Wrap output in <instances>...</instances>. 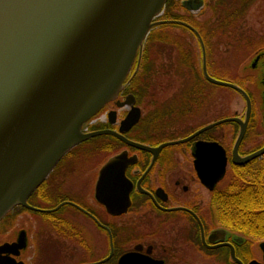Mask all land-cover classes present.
Wrapping results in <instances>:
<instances>
[{
  "label": "flooded vegetation",
  "instance_id": "af4514ba",
  "mask_svg": "<svg viewBox=\"0 0 264 264\" xmlns=\"http://www.w3.org/2000/svg\"><path fill=\"white\" fill-rule=\"evenodd\" d=\"M193 1L186 0V3L192 4ZM202 1L204 7L206 0ZM243 22L245 18L240 19L230 31L227 41L231 42L229 44L233 48L246 42V36L257 38L249 35L248 31V34L245 33L241 25ZM211 37L215 39V35ZM250 45L252 48L249 60L239 65L238 80L229 76L220 78L211 69L213 61L209 63L211 66L207 62L210 75L232 81L250 94L252 114L239 146L241 155L253 152L264 144L246 148L264 133V114L261 113L256 129L258 134L254 133L255 139L251 141L249 132L254 109L252 88L264 83V78L259 77L264 69V37L257 38V42ZM215 57H218V51ZM253 59H256V63L251 66ZM200 68L203 72V61ZM209 83L215 86L210 87L205 82L155 83L150 91L152 98L142 96L139 91L135 93L127 85L118 98L107 102L93 124L102 125L100 129L121 132L142 146L129 145L119 139L123 145L112 151L111 146L116 141L110 137L98 141L97 143L104 145V149L109 150L107 152L110 155L97 168L92 189L83 181L79 185L77 175L81 171L75 170V160L83 158L78 151L82 147L75 146L70 150L71 153L64 155V161L60 160L38 186L36 202L44 204L48 198L61 196L62 201L76 203L91 215L76 205L67 204L69 206L66 212L51 220L40 216L33 231L32 242L30 220L25 216L28 210L19 212L16 215L17 222L10 225L12 218L9 217L14 214V208L10 215L0 221V246L16 242L22 230L27 234L28 243L25 248L18 249L17 255L13 252L15 250L7 252L16 259L13 264H61L60 250L63 248V258L67 262L71 259L73 263L77 261L75 264L97 262L110 254L112 244L111 257L97 264H120L121 256L129 252L133 253V258L122 264H264V248L261 245L264 237L251 234L245 224L240 225L239 220L235 222L232 204H229L227 196L220 193L228 182L226 175L229 169L237 165L233 162V149L241 129V120L246 121V115L243 111L241 114L219 117L216 107L218 85ZM189 84L204 92L199 93L198 97L185 98L180 103V108L175 109L173 105L177 100V91L187 85L190 87ZM128 99H132L131 102H125ZM123 102L125 103L121 105ZM134 107L139 110L137 121L130 128L122 130L123 120ZM105 113L107 117L103 118ZM220 120L224 121L218 123ZM111 137L116 138L113 135ZM178 140L181 141L165 145L158 151L146 148H158L165 142ZM201 142H217L227 152L225 176L213 187L209 185L213 184L214 175L217 174V163L209 158L198 163L199 167L205 168L203 172L209 175V185L203 182L197 167L195 151ZM122 151L128 153L131 162L119 163L104 174V192L113 197L115 201L112 202L116 203L114 207L120 211L113 213L106 203L96 198V183L102 165L109 157ZM28 201L30 202L29 198ZM38 207L47 208L42 205ZM48 222L56 224L59 232L54 230L47 233L44 229ZM43 232L47 235H42ZM49 234L53 237L51 240L48 238ZM47 238L50 243L44 241ZM46 244L51 245L50 249L53 251L48 255L51 256L47 263L44 261Z\"/></svg>",
  "mask_w": 264,
  "mask_h": 264
},
{
  "label": "water",
  "instance_id": "95a60500",
  "mask_svg": "<svg viewBox=\"0 0 264 264\" xmlns=\"http://www.w3.org/2000/svg\"><path fill=\"white\" fill-rule=\"evenodd\" d=\"M166 1L0 0V220L18 204L42 212L56 211L67 203L76 205L63 201L56 207L44 209L31 205L27 199L61 157L81 141L112 134L129 145L142 146L112 129L84 133L81 127L106 102L118 96L147 35L159 23H178L191 29L202 46L205 78L235 89L246 99V121L241 120L233 162L242 165L264 154V146L244 156L239 153L252 111L251 99L239 85L210 75L204 41L198 30L180 20H153ZM191 3L185 6L193 11L203 5L202 0ZM253 61L251 66L256 59ZM263 75L264 69L259 77L264 78ZM261 87L264 103V83ZM138 117L139 110L134 107L123 120L122 130L130 128ZM179 141L146 148L158 151ZM195 156L204 183L209 185V175L198 163L206 158L217 163V174L210 187L225 176L228 157L221 144L201 142ZM129 162L131 158L126 151L113 155L102 165L98 176L96 198L106 203L113 213L120 211L115 209L113 197L104 192V174L119 163ZM27 243V234L22 230L16 242L0 246V253L15 250L17 255L18 249L25 248ZM261 245L264 248V241ZM9 254H0V264L15 263L16 259ZM112 254L113 244L106 258L81 264L101 263ZM132 256V252L124 254L120 264L128 262Z\"/></svg>",
  "mask_w": 264,
  "mask_h": 264
},
{
  "label": "trees",
  "instance_id": "16d2710c",
  "mask_svg": "<svg viewBox=\"0 0 264 264\" xmlns=\"http://www.w3.org/2000/svg\"><path fill=\"white\" fill-rule=\"evenodd\" d=\"M254 1L255 0H208L207 5L212 15L206 18L203 23H200L197 22L196 19H186L175 12V10H177V5L174 4L172 0H168L165 7L166 9L160 18L183 20L198 29L204 40L207 62L209 64L215 59L214 53L215 49L219 47L218 44L227 41L230 31L237 25L240 19L245 18V15ZM169 26L184 28L193 33L188 27L178 23H164L154 27L146 39L141 57L137 58L133 70L127 78L128 80L131 78L129 83L131 89L135 93L139 91L142 96L146 97L149 95L148 91H151L155 83L181 82L188 84L192 82H205L211 85L210 87L215 86L207 81L201 68L197 69L194 67L193 64L196 60V56L192 45L182 36L172 33V31L169 30ZM212 35H215L216 40L211 37ZM161 73L162 75L170 77V79L167 81H157ZM189 86L190 87L187 85V88L184 87L177 91L175 95V99L177 100L173 105L175 109L180 108V103L185 98L198 97L199 93L202 91L204 92L203 89L196 90L192 88L190 84ZM218 88H221V86H218ZM100 127L103 126H95L93 129ZM107 137H110L114 142L116 141V144L123 145L114 137L100 135L86 140L76 147H80L87 142L95 143ZM71 152L72 151L69 153ZM61 161H64V158ZM226 180L228 182L220 193L227 196L230 201L229 204H232L233 220L235 222L239 220L240 225L245 224L244 226L251 234L264 237V155L245 165H233L226 175ZM37 192L38 189L34 191L29 198L30 203L35 206L42 205V207L51 208L63 200L61 196L51 199L48 198L44 204H40L36 202ZM68 206L69 205H65L55 212L47 213L33 211L23 206H17L15 210L17 208H19V211L28 210L32 214H39L51 220V218H55L56 215L65 213ZM46 226L47 228L44 230L47 233L50 231L53 232L54 230L55 232H59V227L54 223L48 222ZM42 235L47 234L43 232ZM48 238L51 240L53 237L49 234ZM48 238L44 241L50 243ZM44 246V261L47 263L48 257L51 256L48 255L53 251L50 249L51 245L46 244ZM63 250L64 248L60 250L61 264L65 261L63 258ZM54 253L56 254V252ZM67 264H73V259L69 260Z\"/></svg>",
  "mask_w": 264,
  "mask_h": 264
},
{
  "label": "rangeland",
  "instance_id": "374dc122",
  "mask_svg": "<svg viewBox=\"0 0 264 264\" xmlns=\"http://www.w3.org/2000/svg\"><path fill=\"white\" fill-rule=\"evenodd\" d=\"M172 2L177 5V10H175V12L179 13L181 16H183L186 19H196L197 22L203 23L206 18L212 15V12L210 11L207 5L208 0H206L205 6L198 11L188 10L185 6L186 0H172ZM241 25L242 28L245 30V33H247L248 31L249 35L251 36H256L257 38L264 37V0H258L254 5H252V7H250L249 11L245 15V22H243ZM169 30L172 31V33H176L182 36L184 39L187 40V42H189L192 45L196 56V60L194 61L193 65L195 68L199 69L202 61V52L198 38L189 30H186L184 28L169 26ZM257 38L246 36L245 39L250 42L247 41L241 42L239 46H237L236 48L231 47V45L229 44L231 43L230 41L223 42L224 44H218L219 45L218 49L217 48L215 49L218 51V57L216 58L214 55L215 57V59L213 60L214 65L213 66H211L210 64L208 65L211 66L212 71L217 73L220 78L221 77L228 78L229 76L235 78V80L236 79L238 80L237 71L239 65L249 60L248 57L252 48L250 43H256ZM241 71L243 70L241 69ZM169 79L170 77L166 75H162L161 73V76L158 77L157 81H167ZM253 87L254 88H252V92L254 95V105H253L254 109L251 119L250 132H249L251 136V141L255 139L253 136L254 133H257L256 129H258L259 126V119L261 117V113L264 114V103H263L261 86L256 87L254 85ZM148 94L149 95L147 96L149 98H152L150 96L151 94L150 91H148ZM216 98H217L216 107L219 117L224 116L225 114H241L246 108L245 100L241 96V94L230 88H226V87L218 88ZM263 141H264V133L261 137L255 139L254 142L251 143V145L248 146L245 145V146L247 149H249L250 147L251 148L256 147L257 145L260 146L262 143H264ZM103 146L104 145L97 142L95 143L89 142L88 144L82 145L81 146L82 148L78 150L79 153H81L80 157H83L80 160L78 159L75 160L76 162L74 163L76 168L75 170L77 171L78 169L81 171V174L77 175V178L79 180V185H81L80 182L83 181L91 189L94 186L93 180L95 179L94 175L97 172V168L101 163H103L105 158H107L110 155L109 152H107L109 150L106 148L104 149ZM120 148H121L120 144H114L111 146L112 151ZM22 211L21 210L19 211V208L15 210L14 214H12L9 217L12 218L10 219V225L11 224L13 225L17 222L16 215H18V213ZM26 212L27 213H25V216L27 217L28 220H30L29 222L31 224L30 228H31V236L33 242L34 241L33 231L36 225H38V221L41 215L32 214L30 211H26ZM79 219L82 222L84 221L83 218L81 217ZM17 227H19L18 224ZM67 246L69 247V244ZM75 262L77 261H74L73 264H75ZM67 263L68 262L65 261L63 264H67Z\"/></svg>",
  "mask_w": 264,
  "mask_h": 264
},
{
  "label": "bare ground",
  "instance_id": "6f19581e",
  "mask_svg": "<svg viewBox=\"0 0 264 264\" xmlns=\"http://www.w3.org/2000/svg\"><path fill=\"white\" fill-rule=\"evenodd\" d=\"M31 197V196H30Z\"/></svg>",
  "mask_w": 264,
  "mask_h": 264
}]
</instances>
